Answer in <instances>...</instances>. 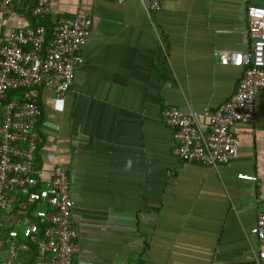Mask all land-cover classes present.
<instances>
[{
    "label": "crops",
    "instance_id": "obj_1",
    "mask_svg": "<svg viewBox=\"0 0 264 264\" xmlns=\"http://www.w3.org/2000/svg\"><path fill=\"white\" fill-rule=\"evenodd\" d=\"M36 0L0 11V40L31 24ZM247 4L264 0H55L48 23L91 20L62 99L38 82L12 98L40 105L45 169L68 172L75 264H264L255 233L264 211V91L253 119L232 126L238 151L217 166L172 153L161 110L200 111L229 99L243 69L219 55L246 51ZM11 97V95H10ZM252 173L255 181L238 178Z\"/></svg>",
    "mask_w": 264,
    "mask_h": 264
},
{
    "label": "built area",
    "instance_id": "obj_2",
    "mask_svg": "<svg viewBox=\"0 0 264 264\" xmlns=\"http://www.w3.org/2000/svg\"><path fill=\"white\" fill-rule=\"evenodd\" d=\"M54 1L36 0L31 14L46 17ZM140 1L145 8L159 6V0ZM12 10L13 0H0L2 13ZM245 21L249 49L219 55L220 63L243 69L229 99L200 111L184 112L174 106L161 110L162 121L173 129L172 153L182 161L212 166L228 163L239 145L232 126L253 119L254 95L264 91V6L247 4ZM90 24V18L83 15L63 16L51 39L43 25L29 24L0 40V264H28L20 256L30 250L31 243L36 248V264H75L77 231L68 172L58 162L49 169L42 165L51 152H39V103L12 98L9 93L45 82L52 86L54 98L62 99L71 86L74 68L83 61L80 48ZM236 176L256 180L252 173ZM255 228L258 240L264 241V211L257 213ZM258 256L264 258V249Z\"/></svg>",
    "mask_w": 264,
    "mask_h": 264
},
{
    "label": "trees",
    "instance_id": "obj_3",
    "mask_svg": "<svg viewBox=\"0 0 264 264\" xmlns=\"http://www.w3.org/2000/svg\"><path fill=\"white\" fill-rule=\"evenodd\" d=\"M55 24L57 26V21H55ZM31 25H33V26L43 25L46 29V32H47V39H51L52 34L56 28V27H53L52 23H48L46 21L45 17H36V18L32 19ZM12 92H14V90L9 93V96L11 95V97L14 96L12 94ZM29 249H30L29 251H27L25 254H22L20 256V259L27 262L28 264H36L37 253H36V248H35L34 244L31 243Z\"/></svg>",
    "mask_w": 264,
    "mask_h": 264
}]
</instances>
